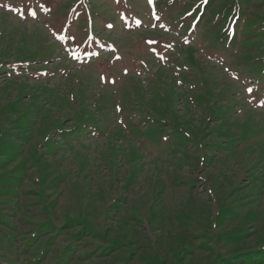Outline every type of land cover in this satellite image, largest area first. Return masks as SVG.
I'll use <instances>...</instances> for the list:
<instances>
[{
  "label": "rangeland",
  "instance_id": "374dc122",
  "mask_svg": "<svg viewBox=\"0 0 264 264\" xmlns=\"http://www.w3.org/2000/svg\"><path fill=\"white\" fill-rule=\"evenodd\" d=\"M0 264H264V0H0Z\"/></svg>",
  "mask_w": 264,
  "mask_h": 264
},
{
  "label": "snow or ice",
  "instance_id": "6c2138e0",
  "mask_svg": "<svg viewBox=\"0 0 264 264\" xmlns=\"http://www.w3.org/2000/svg\"><path fill=\"white\" fill-rule=\"evenodd\" d=\"M148 2H149V3H151V2H152V0H148ZM247 91H248V92H251V91H252V88H251V87H250V88H248V89H247Z\"/></svg>",
  "mask_w": 264,
  "mask_h": 264
},
{
  "label": "trees",
  "instance_id": "16d2710c",
  "mask_svg": "<svg viewBox=\"0 0 264 264\" xmlns=\"http://www.w3.org/2000/svg\"><path fill=\"white\" fill-rule=\"evenodd\" d=\"M258 252H259V251H257V253H258ZM247 254H248V253H245V254H242V255H245V256H247ZM250 254H251V253H249V255H250ZM7 259H9V258H7Z\"/></svg>",
  "mask_w": 264,
  "mask_h": 264
},
{
  "label": "crops",
  "instance_id": "0c3cea01",
  "mask_svg": "<svg viewBox=\"0 0 264 264\" xmlns=\"http://www.w3.org/2000/svg\"><path fill=\"white\" fill-rule=\"evenodd\" d=\"M151 158L153 159V157H150V159H151ZM171 165H172V164H171Z\"/></svg>",
  "mask_w": 264,
  "mask_h": 264
}]
</instances>
